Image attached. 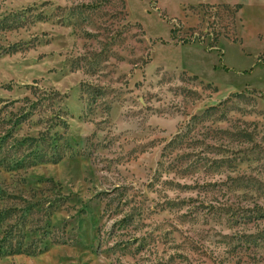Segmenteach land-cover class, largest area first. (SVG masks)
<instances>
[{"label":"rangeland","instance_id":"rangeland-1","mask_svg":"<svg viewBox=\"0 0 264 264\" xmlns=\"http://www.w3.org/2000/svg\"><path fill=\"white\" fill-rule=\"evenodd\" d=\"M0 264H264V0H0Z\"/></svg>","mask_w":264,"mask_h":264},{"label":"trees","instance_id":"trees-1","mask_svg":"<svg viewBox=\"0 0 264 264\" xmlns=\"http://www.w3.org/2000/svg\"><path fill=\"white\" fill-rule=\"evenodd\" d=\"M239 8H240V6L237 7V9H239ZM176 35H177V30H176V29H173V30L171 31V38H172V40H177L178 42H180V43H182V44H184V45L190 43L189 40H182V39H179Z\"/></svg>","mask_w":264,"mask_h":264}]
</instances>
